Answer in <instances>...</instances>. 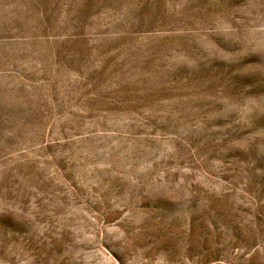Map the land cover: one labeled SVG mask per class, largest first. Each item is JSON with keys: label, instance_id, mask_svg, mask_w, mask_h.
<instances>
[{"label": "rangeland", "instance_id": "rangeland-1", "mask_svg": "<svg viewBox=\"0 0 264 264\" xmlns=\"http://www.w3.org/2000/svg\"><path fill=\"white\" fill-rule=\"evenodd\" d=\"M0 264H264V0H0Z\"/></svg>", "mask_w": 264, "mask_h": 264}]
</instances>
